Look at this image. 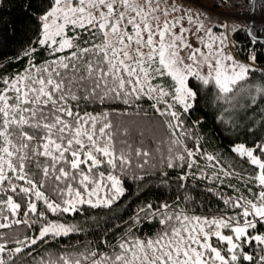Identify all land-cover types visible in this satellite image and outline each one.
<instances>
[{"label": "snow or ice", "instance_id": "6c2138e0", "mask_svg": "<svg viewBox=\"0 0 264 264\" xmlns=\"http://www.w3.org/2000/svg\"><path fill=\"white\" fill-rule=\"evenodd\" d=\"M190 3L24 4L27 39L3 60L18 66L0 70V264L101 220L123 231L35 264H264V63L256 52L264 45V0H213L195 13ZM241 30L249 38L244 59L229 39ZM202 100L234 102L245 115L261 106L231 143L230 165L201 145L204 117L185 118ZM227 124L229 132L239 127L232 118ZM177 168L181 190L190 177L216 185L208 192L225 205L221 214L190 212L185 194L183 201L145 197L121 219L125 197L139 200L153 182L168 184V170ZM231 179L240 186L229 183L228 195L220 185ZM85 205L96 215L88 217ZM76 212L82 222L66 219ZM146 222L156 229L142 232Z\"/></svg>", "mask_w": 264, "mask_h": 264}, {"label": "trees", "instance_id": "16d2710c", "mask_svg": "<svg viewBox=\"0 0 264 264\" xmlns=\"http://www.w3.org/2000/svg\"><path fill=\"white\" fill-rule=\"evenodd\" d=\"M26 3L27 0H0V70L6 71L8 68L14 70L18 66L16 62H10L7 67H5L3 60L5 57L12 56L27 39V17L23 9L24 4ZM216 5H219V0H217ZM229 38L230 40L235 41L236 53L244 58L245 53L250 50L249 38L245 32L243 30L238 31L234 35L231 34ZM256 52L259 57L258 63H264V45L258 44L256 46ZM253 76L255 79H259V71L254 72ZM148 103V101H145L146 105ZM240 103H244L243 98H241ZM260 110L261 106L258 105L255 110L248 112V114L245 115V110L243 108H235L234 102L230 104L228 101H219V103L209 102L205 104L202 100L193 113L185 118L191 122L192 120L199 119L200 116L204 117L198 128L199 135L201 136L200 143L206 150L222 154L221 159L227 166L233 162V154L230 151L231 143L235 142L237 133L243 138L244 133L240 131V129L247 124V121L252 115ZM149 115H151L150 110ZM220 115H223L222 121L215 118ZM229 118H232L239 125L234 132L228 131V128L231 127V125L227 124ZM259 119L260 116H257L256 120L253 122L258 124ZM144 123L145 126H147L148 122L145 121ZM248 127H251V125H248ZM150 132L151 129H148V134H150ZM188 146L193 147V143L189 142ZM241 159L242 158L237 157L236 164L242 168L244 167V164L241 162ZM197 160L200 168H204L207 165V162L199 155H197ZM181 167H184V170L188 171L186 165H181ZM208 167L210 168V166ZM198 170L199 169L194 165L192 171L195 172ZM210 170L215 171V169L211 168ZM178 174L179 168L176 170H168L169 183L161 186L158 182H153L149 190L145 192L143 196L139 197V200H129L128 197H125L124 200L121 201L119 207V215L121 219L126 220L131 215L136 204L144 200L145 197H151L153 202H155L157 199H170L174 201L176 197L179 196L181 197V201H183L185 194L190 197V200L187 203V208L190 212L209 216L221 214L225 205L214 194L208 192L209 188L216 187V185L203 180L200 177H196L195 180L190 177L187 181H181L182 184H186V187L181 190L175 182ZM156 179L158 180V177ZM229 183L237 184L239 187L240 182L231 179L224 185H220L222 192L231 195L232 189L228 187ZM126 187L134 188L135 185L129 182L126 184ZM192 201H194V203ZM184 206L185 204L182 202L181 207ZM84 208L87 210L88 206L85 205ZM86 214L88 217L96 215L92 210H87ZM65 216L66 219L72 223H77L78 221L82 222L84 219V213L80 212L65 214ZM114 222L115 221L105 224V222L101 220L99 228L96 227L95 222H90L87 225L80 223V226L84 228V231L62 234L60 237H54L38 243L34 250L29 249V252H34V255L22 257L16 261V264H35L40 257L47 259L48 254L50 253H57L64 249L71 251L73 249H78V246L79 248L88 246L89 244L93 247L98 244L102 246V235H107L109 241H111L116 233L123 231V229L119 227L113 229ZM155 229V223L146 222L141 231L149 232L154 231ZM0 231H4V229H0ZM19 231L23 233L25 227L19 226ZM31 232L32 230L28 229L29 235Z\"/></svg>", "mask_w": 264, "mask_h": 264}, {"label": "rangeland", "instance_id": "374dc122", "mask_svg": "<svg viewBox=\"0 0 264 264\" xmlns=\"http://www.w3.org/2000/svg\"><path fill=\"white\" fill-rule=\"evenodd\" d=\"M173 2V0H169V3ZM215 3H217V0H215ZM213 4V0H191L190 4L185 5L186 7H191L193 13H195L197 10L205 11L206 9L203 7L204 5L211 6ZM219 6V5H217ZM187 26V22H185ZM178 30V29H177ZM219 29H215L214 31H218ZM231 33L229 34V36ZM230 39V38H229ZM239 58L244 59L238 55Z\"/></svg>", "mask_w": 264, "mask_h": 264}]
</instances>
